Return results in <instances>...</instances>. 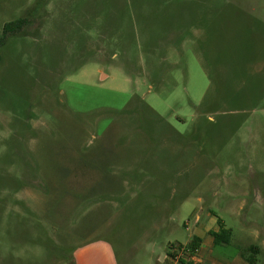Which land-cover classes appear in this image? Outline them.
Segmentation results:
<instances>
[{
    "label": "rangeland",
    "instance_id": "374dc122",
    "mask_svg": "<svg viewBox=\"0 0 264 264\" xmlns=\"http://www.w3.org/2000/svg\"><path fill=\"white\" fill-rule=\"evenodd\" d=\"M37 1L0 0V264H264V0Z\"/></svg>",
    "mask_w": 264,
    "mask_h": 264
},
{
    "label": "trees",
    "instance_id": "16d2710c",
    "mask_svg": "<svg viewBox=\"0 0 264 264\" xmlns=\"http://www.w3.org/2000/svg\"><path fill=\"white\" fill-rule=\"evenodd\" d=\"M45 2L46 0H38L35 3V11L37 14L40 13V11H42V8H44ZM29 23H30V19L28 16H24L16 21L6 23L3 28V35L2 37H0V48H2L6 44V41L8 40L10 36H14L17 34L20 35L22 30H25L29 26ZM1 60H2V56L0 53V62ZM98 200H99L98 198L97 199L95 198V201H98ZM218 224H219V231L210 232L213 245L215 247L221 246V245H229L231 243V238H232L231 231L225 228L221 220L218 221ZM202 243L203 241L201 238L195 237L185 246V248L191 256H194L201 249ZM247 251L259 253V248L257 246H252ZM242 257L249 264H256V260L251 255L247 256V254L244 252L242 254ZM66 262L74 264L73 259H70V258L67 259ZM180 263L191 264L183 260H180ZM165 264H172V263L170 262V260L166 259Z\"/></svg>",
    "mask_w": 264,
    "mask_h": 264
},
{
    "label": "crops",
    "instance_id": "0c3cea01",
    "mask_svg": "<svg viewBox=\"0 0 264 264\" xmlns=\"http://www.w3.org/2000/svg\"><path fill=\"white\" fill-rule=\"evenodd\" d=\"M117 172V181L126 180L127 173ZM130 174V173H129ZM75 264H114L113 256L106 248H96V245H90L83 248L76 256Z\"/></svg>",
    "mask_w": 264,
    "mask_h": 264
},
{
    "label": "built area",
    "instance_id": "2783aa9c",
    "mask_svg": "<svg viewBox=\"0 0 264 264\" xmlns=\"http://www.w3.org/2000/svg\"><path fill=\"white\" fill-rule=\"evenodd\" d=\"M174 253V254H173ZM184 254L185 253V249H180V248H173L171 251H170V254L172 255V256H174L175 254Z\"/></svg>",
    "mask_w": 264,
    "mask_h": 264
}]
</instances>
